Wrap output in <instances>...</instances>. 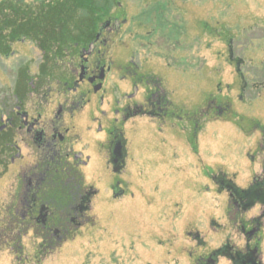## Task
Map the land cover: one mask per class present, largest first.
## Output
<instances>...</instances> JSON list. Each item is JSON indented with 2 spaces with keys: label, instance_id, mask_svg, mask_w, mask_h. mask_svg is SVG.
Here are the masks:
<instances>
[{
  "label": "rangeland",
  "instance_id": "rangeland-1",
  "mask_svg": "<svg viewBox=\"0 0 264 264\" xmlns=\"http://www.w3.org/2000/svg\"><path fill=\"white\" fill-rule=\"evenodd\" d=\"M47 1L0 0V8L7 5L0 15V49L8 50L0 54V132L9 110L19 106L18 88L28 94L46 64L54 65L59 81L68 79L72 71L65 52H78L89 42L85 31L93 22L86 19V0ZM119 1L128 23L104 50L112 69L103 90L89 95L86 111L64 118L73 151L87 161L78 172L98 195L83 225L66 241L45 248L40 228L22 232L15 196L23 187L20 173L36 157L25 148L23 158L11 164L9 154L2 155L0 229L18 223L23 235L15 231L0 242V264H200L229 240L244 247L228 195L218 192L211 175L237 173L235 183L247 187L264 158V0ZM65 4L70 13L64 23L52 14ZM129 72L132 76L125 77ZM146 77L161 79L174 104L186 107L187 129L172 121V128L160 130L147 118L125 123L128 158L119 177L108 165L111 132L120 121L114 109L121 96L142 99ZM57 79L48 104L36 100V93L25 96L28 111L54 118L67 90L57 88ZM212 100L225 107L224 115L207 113ZM118 182L122 197L112 191ZM261 250L264 257V246ZM216 264L232 263L219 257Z\"/></svg>",
  "mask_w": 264,
  "mask_h": 264
},
{
  "label": "flooded vegetation",
  "instance_id": "flooded-vegetation-1",
  "mask_svg": "<svg viewBox=\"0 0 264 264\" xmlns=\"http://www.w3.org/2000/svg\"><path fill=\"white\" fill-rule=\"evenodd\" d=\"M39 1L44 3L43 1L46 0ZM52 1L48 0L46 4L52 5L54 3ZM86 2L88 3L86 19L87 22L92 21L93 24L88 25L85 31L89 42L84 44L78 52L67 51L64 54L71 62L69 65L70 71H72L70 77L59 81L53 75L54 65L49 69L46 67L50 64L41 66L35 83L33 81L30 83L32 88L29 93L25 94L26 90L19 91V88L16 91L15 98L19 106L9 110L5 123L1 127L5 135L3 142L5 155L9 154L8 163H10L9 160L13 164L17 159L23 158L22 151L25 148L31 149L33 156L36 157V162L24 167L20 173L23 187L19 188L15 196L20 202L19 223L22 225V232L25 231L26 235L28 233L26 230L40 228L43 245L47 246L45 248H53L55 244L66 241L71 230L81 227L87 213L92 208L93 199L98 195L97 189L86 183L85 178L78 172V168L83 164L86 166L87 161H79L81 153L73 151L69 137L70 129L65 127L64 118L65 115L73 118L75 114L79 113L78 111H86L92 102L89 95L92 93L98 95L103 90V81L112 69L111 64L106 65L105 51L108 52L107 47L113 36L120 35L123 26L128 23V20L123 18L122 13L119 12L123 6L122 1L86 0ZM96 44H101L103 49H96ZM43 50L45 53L48 52L46 49ZM43 55L44 52L42 59ZM57 61L59 60L57 59ZM41 62L43 61L41 60ZM132 74L129 72V75L125 77H131ZM22 76L20 79L24 81ZM102 76L103 78H101ZM55 79H57V88H61L62 85L64 88L67 87V90L63 93L64 104L58 105L54 118L45 119L42 111L34 109L28 111L25 106L27 100L25 96L30 95L32 98L36 96L33 95L36 93L40 96L36 100L48 104V100L54 92L53 82ZM142 82L147 88L144 90L142 99H135L134 94L121 96L120 99H117V106L114 109L115 114L120 117V121L116 120L114 130L111 132L108 165L119 177L127 166V141L125 162L124 164L120 163L118 172L114 170L111 149L118 137L125 138L123 132L125 123L132 119L147 118L155 122L160 130L165 126L168 129L172 128V121L182 125L184 130L187 129L189 118L186 107L179 108L174 104L163 81L157 77H146L142 79ZM99 84L101 88L95 91V87ZM85 85L90 88L81 89ZM23 86L25 87V84ZM135 89L138 93V85L135 86ZM100 100V103L105 102L104 95H100ZM224 109L225 107H221L212 100L208 103L207 113L213 110L222 116ZM75 136L78 138L79 135ZM261 151L264 152V145ZM261 161L259 171H255L252 183L243 188L235 183L238 178L237 173H233V176L229 177L230 173H225L222 170L212 172L211 180L218 185V192H225L228 195L229 208L232 210L230 214H233L235 224L240 228L245 241L243 248L238 247L230 240L225 242L223 247L214 251L206 261L204 258L201 259L200 264H208L209 259L216 253L217 259L225 257L232 264H239L242 260L246 262L250 260L247 264H264L261 250V246H264V158ZM56 188L62 191V204L53 200L46 201V198L51 197L49 192ZM221 189L223 190L221 191ZM112 191L115 197L124 195L119 182ZM244 194L248 198H245ZM256 209L257 213L250 215ZM16 213L18 214L19 211L16 210ZM17 224L0 229L1 243L4 239L11 238L10 236H13L15 231H19V237L23 235L17 228ZM191 236L198 243L203 242L198 232H191Z\"/></svg>",
  "mask_w": 264,
  "mask_h": 264
},
{
  "label": "trees",
  "instance_id": "trees-1",
  "mask_svg": "<svg viewBox=\"0 0 264 264\" xmlns=\"http://www.w3.org/2000/svg\"><path fill=\"white\" fill-rule=\"evenodd\" d=\"M5 6H7L6 4L2 5L0 8V15L4 12V9L6 8ZM70 9L67 7V5H61L60 7H58L52 15H56L57 17H62L63 18V22H67L69 20V11ZM35 38V37H34ZM48 52L51 51V49H46ZM8 50L7 49H0V54L2 55H8ZM4 132L1 131L0 132V162L1 160V156L5 155V149H4ZM5 166V160L2 161V163H0V166ZM49 194L51 195V197L46 198V201H55L58 202L59 204H62L63 201V194L61 190H58L57 188L54 189L52 192L50 191ZM61 216V215H60Z\"/></svg>",
  "mask_w": 264,
  "mask_h": 264
},
{
  "label": "water",
  "instance_id": "water-1",
  "mask_svg": "<svg viewBox=\"0 0 264 264\" xmlns=\"http://www.w3.org/2000/svg\"><path fill=\"white\" fill-rule=\"evenodd\" d=\"M103 78V76L101 77ZM101 88V85H98L95 87V91L99 90ZM125 144H126V141L125 139L120 136L116 139V142L113 144V147L111 149L112 151V163H113V166H114V170L115 172H118L119 171V165L121 162H125V157H126V149H125ZM223 189H221L222 191ZM245 198H248V196L246 194L243 195ZM217 253L215 255H213L209 261H208V264H216L217 263ZM250 260H248L247 262L245 260H242L240 261L239 264H247L249 263Z\"/></svg>",
  "mask_w": 264,
  "mask_h": 264
}]
</instances>
